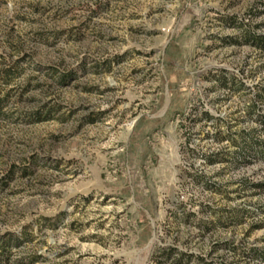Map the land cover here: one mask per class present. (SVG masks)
Listing matches in <instances>:
<instances>
[{
    "label": "rangeland",
    "instance_id": "obj_1",
    "mask_svg": "<svg viewBox=\"0 0 264 264\" xmlns=\"http://www.w3.org/2000/svg\"><path fill=\"white\" fill-rule=\"evenodd\" d=\"M253 36L264 0H0V264H264Z\"/></svg>",
    "mask_w": 264,
    "mask_h": 264
},
{
    "label": "trees",
    "instance_id": "obj_2",
    "mask_svg": "<svg viewBox=\"0 0 264 264\" xmlns=\"http://www.w3.org/2000/svg\"><path fill=\"white\" fill-rule=\"evenodd\" d=\"M250 41H255V42L257 41V44L259 45V47L264 48V43H261V41H258V39L255 36H253L251 39L248 38V39L245 40V42H250ZM258 42H260V43H258ZM3 103H4V100L0 99V115H1V110H2ZM5 244L6 243L4 242V245ZM251 252H253V251H251ZM170 254H173V252L169 251L168 255H170ZM170 257L172 258L171 264H183V260H182L183 255L182 254H179L177 256H174V255L171 256L170 255Z\"/></svg>",
    "mask_w": 264,
    "mask_h": 264
}]
</instances>
